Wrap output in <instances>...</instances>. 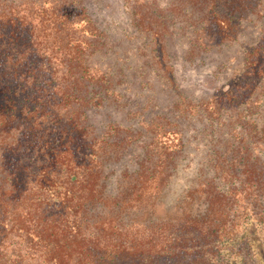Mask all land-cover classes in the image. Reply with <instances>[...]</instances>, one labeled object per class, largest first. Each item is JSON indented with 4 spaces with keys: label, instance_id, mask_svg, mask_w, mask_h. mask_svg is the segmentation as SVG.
Returning a JSON list of instances; mask_svg holds the SVG:
<instances>
[{
    "label": "trees",
    "instance_id": "obj_1",
    "mask_svg": "<svg viewBox=\"0 0 264 264\" xmlns=\"http://www.w3.org/2000/svg\"><path fill=\"white\" fill-rule=\"evenodd\" d=\"M176 1L191 11L192 57L239 41L263 3ZM140 19L162 50L160 27ZM106 45L81 0H0V264H264V122L228 84L176 102L208 123L209 152L169 204L183 133L88 122L115 95L89 64ZM138 143L135 167L115 172Z\"/></svg>",
    "mask_w": 264,
    "mask_h": 264
},
{
    "label": "rangeland",
    "instance_id": "obj_2",
    "mask_svg": "<svg viewBox=\"0 0 264 264\" xmlns=\"http://www.w3.org/2000/svg\"><path fill=\"white\" fill-rule=\"evenodd\" d=\"M81 2L107 41L104 49L89 57V64L110 73L115 92L102 106L87 107L88 122L96 127L115 123L149 132L161 128L181 131L187 157L180 160L166 193L167 203L177 201L209 152V137L204 119L177 116L176 102L209 100L228 84L240 92L239 112L249 113L248 118L260 127L264 122V0L258 13L244 18L239 41L225 42L193 57L189 54L194 45L191 11L186 6L175 10L176 0ZM139 17L160 27L162 50ZM140 153L139 143L132 145L115 172L135 167ZM261 154L264 157V149ZM111 184L115 188L113 180Z\"/></svg>",
    "mask_w": 264,
    "mask_h": 264
}]
</instances>
